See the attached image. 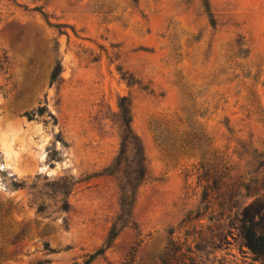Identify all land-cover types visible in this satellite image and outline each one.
Here are the masks:
<instances>
[{
    "label": "rangeland",
    "instance_id": "obj_1",
    "mask_svg": "<svg viewBox=\"0 0 264 264\" xmlns=\"http://www.w3.org/2000/svg\"><path fill=\"white\" fill-rule=\"evenodd\" d=\"M253 203L264 0H0V264H264Z\"/></svg>",
    "mask_w": 264,
    "mask_h": 264
},
{
    "label": "trees",
    "instance_id": "obj_2",
    "mask_svg": "<svg viewBox=\"0 0 264 264\" xmlns=\"http://www.w3.org/2000/svg\"><path fill=\"white\" fill-rule=\"evenodd\" d=\"M56 27L60 28V26H56ZM58 69H59V66H56L54 68L52 74H51L50 79H51L52 84L57 79V77L59 76ZM37 112L39 114H42L44 112V109L38 108ZM127 129H129L128 125H127ZM127 140H128V138H124L123 142H127ZM145 176H146V174L142 173L141 177L143 180L145 179ZM66 180H67L66 177L61 178L62 182H65ZM254 206H255V203H253V204H251L245 208L244 212L242 213L243 220L241 222L245 223L243 229H244V235H245V239H246V243H247L248 248L252 252H254L255 254L259 255L264 261V236L258 235L253 228L248 227L249 226L248 224H250L251 221L253 222V220L255 218L264 219V206L263 207L262 206L261 207L260 206L254 207ZM42 208H43L42 206H39L38 211H41ZM67 209H68L67 202H62V205L59 207V210L66 211ZM4 219H5L4 217H0V234H2V230L4 228V226L2 224V221ZM14 238H17V236ZM10 244H13V239L8 241V246ZM4 249L5 248L3 246H0V257L3 255Z\"/></svg>",
    "mask_w": 264,
    "mask_h": 264
}]
</instances>
